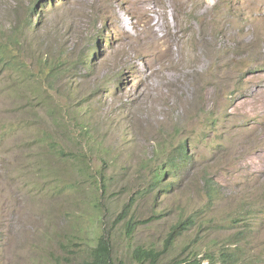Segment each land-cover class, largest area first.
Here are the masks:
<instances>
[{"label":"rangeland","instance_id":"1","mask_svg":"<svg viewBox=\"0 0 264 264\" xmlns=\"http://www.w3.org/2000/svg\"><path fill=\"white\" fill-rule=\"evenodd\" d=\"M251 1L0 0V41L19 38L0 66V264H79L103 233L116 263L141 264L133 248L161 250L188 217L162 264L197 243L223 255L204 264H264V10ZM181 143L191 160L150 187ZM131 199L128 238L116 221Z\"/></svg>","mask_w":264,"mask_h":264},{"label":"trees","instance_id":"2","mask_svg":"<svg viewBox=\"0 0 264 264\" xmlns=\"http://www.w3.org/2000/svg\"><path fill=\"white\" fill-rule=\"evenodd\" d=\"M36 2H34L30 6V11H33L36 8ZM31 25L30 21L27 19V22L25 24V28H28ZM19 40L17 37L16 32H12V35L8 37L6 41H0V66H6L7 64H15L17 61L11 55V53L14 51L12 43H15ZM193 144V141H191ZM82 153L76 148L75 152H77L75 160L78 164V169H82L85 167V165H82L84 160L87 156V149L86 146L81 145ZM191 159V154H189L188 146L185 145V143H181L179 147L177 148L176 154L172 155L168 159V166L167 169L163 167L161 164H156L154 167V173L152 175V178L150 179L149 186L152 188H156L160 185L161 181L163 180L165 174L167 172L172 173L174 170V173L179 170L187 161ZM87 164V163H86ZM102 172H100V176H102ZM171 186V183L169 185H166L167 190H169ZM213 187L212 185L207 182L205 185V191L210 199H213L215 196V193L212 191ZM132 199L129 202V206L126 204L121 214L119 215V219L116 222H119L121 220H124L123 226H124V234L126 237L130 238L133 231L135 230L136 226L139 224L138 221L140 220H132L131 218H127L128 216V209L130 205L132 204ZM146 220H152V217H148ZM194 219H191L190 217L186 219H181L177 221L175 224H173L170 227V230L164 240L163 248L161 250H156L153 247H143V246H136L132 250V258L136 260L138 263L141 264H162V254L164 252L166 253L174 244V241L182 235L184 232H186L192 225H194ZM196 241V239H194ZM199 243H197V247L194 250H190L186 252L184 255L179 256L168 263L163 264H202L203 259H214L213 253L211 251H205L202 256H199L201 253L199 249ZM188 245L184 246V248H187ZM223 255L216 257V260L222 261ZM55 264H70L69 262L65 261L63 263L61 262H55ZM79 264H121L120 262H117L114 260L112 256V243L111 239L108 234L103 233L98 236L96 239V242L94 246H92L89 249L88 252V258L84 259Z\"/></svg>","mask_w":264,"mask_h":264},{"label":"bare ground","instance_id":"3","mask_svg":"<svg viewBox=\"0 0 264 264\" xmlns=\"http://www.w3.org/2000/svg\"><path fill=\"white\" fill-rule=\"evenodd\" d=\"M146 1V0H145ZM252 2V4L254 5H256V7H259L260 9H263L264 10V0H252L251 1ZM251 4V3H250ZM254 7V6H253ZM261 11V10H260ZM262 12V11H261ZM261 15V14H260ZM157 22V21H156ZM153 25V24H152ZM154 26V25H153ZM166 27V26H165ZM167 27H169V26H167ZM167 29V28H166ZM169 29V28H168ZM223 31V30H222ZM177 33V32H176ZM169 35H172L170 32H168V30L164 33V31H163V34L161 35V38H165L166 36H169ZM227 35V34H226ZM172 36H174V35H172ZM171 38V37H170ZM167 39H168V37H167ZM172 40V39H171ZM170 41V40H169ZM165 42V41H164Z\"/></svg>","mask_w":264,"mask_h":264},{"label":"clouds","instance_id":"4","mask_svg":"<svg viewBox=\"0 0 264 264\" xmlns=\"http://www.w3.org/2000/svg\"><path fill=\"white\" fill-rule=\"evenodd\" d=\"M191 141H193V140H190V142H191ZM191 143H192V142H191ZM188 149H189V148H188ZM191 157H192V155H191ZM190 160H191V159H190ZM202 255H203V254H202ZM202 255H201V256H202ZM199 256H200V254H199ZM215 259H216V258H214V260H215ZM204 260H208V259H203L202 264H204ZM217 261H218V260H217ZM55 262H57V260H56ZM58 262H61V261H58ZM220 262H221V261H219V263H220ZM61 263H62V262H61Z\"/></svg>","mask_w":264,"mask_h":264}]
</instances>
